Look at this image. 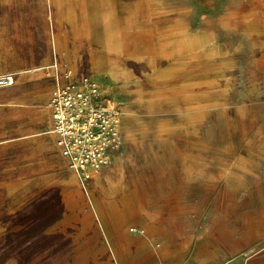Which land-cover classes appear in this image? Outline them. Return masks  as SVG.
Returning <instances> with one entry per match:
<instances>
[{"label": "rangeland", "instance_id": "1", "mask_svg": "<svg viewBox=\"0 0 264 264\" xmlns=\"http://www.w3.org/2000/svg\"><path fill=\"white\" fill-rule=\"evenodd\" d=\"M4 12L0 63L19 66L0 68L16 73L0 88V264H155L140 236L167 216H240L263 193L264 0H9ZM55 54L121 109L123 144L87 188L46 133Z\"/></svg>", "mask_w": 264, "mask_h": 264}, {"label": "built area", "instance_id": "2", "mask_svg": "<svg viewBox=\"0 0 264 264\" xmlns=\"http://www.w3.org/2000/svg\"><path fill=\"white\" fill-rule=\"evenodd\" d=\"M43 70L52 81L46 101L50 132L66 166L87 188L123 144L120 106L106 97L97 79L78 73L62 55L55 54ZM15 80L14 72L0 73V88Z\"/></svg>", "mask_w": 264, "mask_h": 264}, {"label": "crops", "instance_id": "3", "mask_svg": "<svg viewBox=\"0 0 264 264\" xmlns=\"http://www.w3.org/2000/svg\"><path fill=\"white\" fill-rule=\"evenodd\" d=\"M5 3L8 4L9 0H0V43L3 50L4 28L2 21L5 19ZM11 18L18 19L17 16L14 18V15ZM6 51H9V49ZM4 66L10 69L19 65L2 59L0 68ZM49 92L45 99V108L49 113V128L46 133L52 137L55 145L54 136L50 132L51 115L46 106ZM30 94H27V100L35 98L34 93L33 95ZM25 129L30 133H36L35 121L29 123ZM17 130L20 132L11 137L13 141L14 139L21 140V130L23 129L18 127ZM3 137H0L1 141L4 140ZM58 155L62 159L59 152ZM62 161L64 162L63 159ZM34 192L35 189L31 190L30 187L17 191L19 195L26 194L28 196ZM88 195L90 197L91 193H88ZM97 195L101 196L100 193ZM239 214L241 215L216 213L209 206L203 221L197 224L194 219L188 218L186 221L185 215L178 212L174 213L161 222L156 232L146 230L145 234L140 236L145 244L143 252L152 257L156 262L155 264H264V190L263 193L258 194V198L252 204L249 202L248 207ZM154 241H158L157 246L153 245ZM133 251L131 244L127 243V254L130 258L132 253H135Z\"/></svg>", "mask_w": 264, "mask_h": 264}]
</instances>
